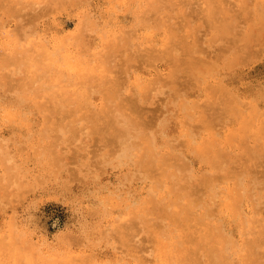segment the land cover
I'll return each instance as SVG.
<instances>
[{"label":"rangeland","instance_id":"1","mask_svg":"<svg viewBox=\"0 0 264 264\" xmlns=\"http://www.w3.org/2000/svg\"><path fill=\"white\" fill-rule=\"evenodd\" d=\"M19 1L17 8L21 10L8 12L4 6L6 0H0V177L10 169L15 179L13 188L0 185V264H110L119 260H124L125 264H165L158 259L159 245L155 238L158 221L147 224L142 222L141 217L133 220L132 216L122 213L127 208L124 206L136 198L135 194L146 195L151 183L149 178L141 176L138 168H142L135 164L134 153L138 146L134 144L132 148L129 144L130 150L125 153L124 159L120 156L109 158L112 151L108 145L104 147L97 143L99 135L95 134L90 139L83 130L72 142H64L60 146V165L51 166L45 159L47 155L41 154L49 140L48 125L63 114L54 110L50 113L53 117L43 119L35 102L47 109L56 102L61 104L63 99L68 98L61 94L63 87L69 84L68 88L72 91L79 79H71L75 84L73 86L66 78L67 72L51 78L42 70L36 84L29 86L31 89L28 91L22 90L25 83L21 69L25 59L23 44L32 50L27 54L29 60L36 59L39 63L36 46L43 44L50 50L63 46L64 52L93 56L95 63L101 65L104 61L95 58V47L98 51L103 49L111 35L126 32L130 35L132 47L137 46L141 53L154 47L163 49L162 45L155 46L163 33L158 22L168 19L167 25L173 27L184 40L181 43L193 50L190 52L193 53L192 59L198 57L204 62H211L213 57L215 68H209L212 74L208 79L212 89L223 85L219 93L212 95L216 102L213 111L220 122L210 128L199 124L200 133L192 137L193 141L206 134L215 135L222 137L218 138L217 147L224 153L225 150L239 153L240 147L224 142L226 134L234 130L235 134H239L241 147L259 151L260 144L264 145V0H151L161 1L160 12L154 3L145 6L150 0H76L74 4H53L50 8L46 7L45 0ZM211 1L226 10L211 13L213 22L207 24L204 12ZM188 4L196 6V9L191 8L199 12L180 13ZM35 7L42 13L26 16ZM22 17L25 18L22 20ZM223 26L227 31L222 34L219 31ZM19 45L21 47H17ZM245 45L250 46L247 48L249 54L241 49ZM170 46L169 41L167 47ZM128 48L124 52L127 53L125 50ZM112 55H108L112 67L101 72V77L97 75V70L88 73L87 77H92L88 87L102 79L104 90L90 95L88 103L92 107L101 105L103 100L99 96L94 98L95 95L112 100L111 105L116 110L109 118L116 126L108 132L123 131L120 121L131 120L128 124L132 129L143 131L141 136H145L147 129L138 128L142 123L140 119L145 117L154 125L157 134L154 147L159 152L186 154L190 168L173 169L181 172L182 189L179 190L182 193H192L190 187L195 185L193 195L201 198L197 205L199 214L209 200V191L200 183L203 178L196 176L207 172L208 163L200 153L191 152L194 144H189L191 139L183 132L186 125L193 123V118H187L195 112L188 107L191 106L189 101L196 98L201 104L207 88L200 84L187 87L185 70L178 73V77L171 79L167 76L170 70V58L167 56L134 72L132 60L125 62L122 53ZM73 59L70 57V64L74 66L71 70L77 67ZM231 60L239 61L230 65ZM18 67L20 71L15 72ZM12 71L16 77L3 78ZM117 77L119 88L111 93L106 79ZM139 77L145 83L136 81ZM39 85L45 89L36 91L34 88ZM143 97L147 99L143 101ZM134 100L138 101L137 106L144 108L141 115L134 111ZM224 101H229L230 106L238 109L242 106L243 111L239 109V114L234 115L236 120H228L232 116L228 118L223 111ZM89 104L84 105L89 109ZM253 108L258 117L236 133L240 116L249 114ZM123 124L130 128L127 123ZM162 126H166L164 135L160 134ZM122 136L128 138L124 133ZM179 136L183 140L180 147L169 143ZM143 142L146 143V138ZM113 145L116 148L117 142ZM260 157L264 161V152L252 158L259 164V175L264 178V163L260 164ZM222 176L225 174L215 172L213 182L215 186L219 185L217 192L225 186ZM229 177L233 181L232 173ZM175 192L177 194L178 191L175 189ZM253 202H245L242 209L245 213H256L258 224L263 226L264 197ZM218 206L220 204L217 203L215 208ZM220 222L229 230L233 244L239 248L247 236L236 229V224L226 212L221 215ZM126 225L124 230L120 228ZM148 225L150 227L146 228ZM122 234H126L127 238L119 244L118 238ZM260 250L264 253V244ZM259 259L264 264V254ZM230 260L236 262L237 254H233Z\"/></svg>","mask_w":264,"mask_h":264},{"label":"bare ground","instance_id":"2","mask_svg":"<svg viewBox=\"0 0 264 264\" xmlns=\"http://www.w3.org/2000/svg\"><path fill=\"white\" fill-rule=\"evenodd\" d=\"M45 1L47 2L45 4L46 7L50 8L53 4L58 6L68 5L69 3L74 4L76 0ZM211 2L207 4V11L204 12L205 16H207V24L213 22L211 13H220L226 10V8H223L216 2H213L214 7H212ZM153 3L156 10L160 12V10H162L161 8L159 9L161 6L159 3H161V1L151 2L150 0L145 6H152ZM19 5V0H6V4H4L8 12L20 11L21 8H17ZM191 7L194 9L197 8L196 6L188 4L184 10L180 11V13L187 15V12L190 14L199 12L193 10ZM257 10L259 11L260 8L257 7ZM40 13H42V10L35 7L26 16H36ZM256 14L257 13H255V15ZM24 18L22 17V20ZM168 22V19L158 22V27L163 30V33L160 41L155 43V46L158 47L162 45L163 49L154 47L153 49L146 51V53H141V50L137 46L132 47L129 38L130 35L126 32L124 34L111 35L106 40L103 49L98 51V48L95 47V50L97 51L95 53V58L99 61H104L101 65L95 63L96 60L93 56L87 57L80 52L70 54L63 51V46H58L56 50H50L47 45L38 44L39 46H36L38 51L36 52L41 66L36 59L29 60L27 54L32 50L30 51L27 44H23L25 59L22 61L23 68L21 69L24 74L25 83L21 87L22 90H30L31 88L28 87L34 86L38 79L41 78L40 73L42 70H45L51 78L67 72L66 78L72 85L74 82L72 83L71 79H79L77 87L72 91L68 88L69 84H66L63 87L64 91L61 92V94H64L68 98L63 99L61 104L54 102L55 105L51 104L50 108L47 109L45 106L43 107L42 104L35 102L43 119H46L49 116L51 117L52 115H50V113L54 110H57L56 113L60 112L63 114V117L60 115L59 119L48 125L49 140L41 154L47 155L45 159L48 160L51 166L60 165L62 157L60 146L64 142H72L75 138L81 135L83 130H86L85 133L90 139L93 138L95 134L99 135L97 143H101L104 147L108 145L110 151H112L109 158L120 156L122 157L121 159H124L126 157L125 153H128V150H130L129 144H132V148L135 144L139 147L135 148V164L142 168H138V171L142 174L141 176L149 178L151 183L149 189L146 191V195L141 197L140 195L135 194L134 197L136 198H132L131 203L124 206L127 208H125L122 213L125 216L130 215L133 218L137 216V218L141 217L142 222L147 224L153 222V220L158 221L159 228L155 231V238L159 245L158 259L161 263L261 264L259 258L264 254L260 250L264 244V225L260 226L258 224L259 218L256 213H245L242 209V205L247 201L254 204L253 201L264 197V178L259 175V164H257L252 158L258 156L259 152H264V145L260 144L259 151H254L251 148H243L240 146V141L237 136L239 134H235L234 130L226 134L224 142L228 145L230 144L240 147L239 153H232L228 150H225L226 152L224 153L222 149L217 147V143L220 141L218 138L222 137H217L215 135L206 134L204 137L193 141L192 137L194 138L200 133V125L206 124L205 126L210 128L220 122L217 118V114L213 111L216 103L214 102L213 96L223 89V85L220 84L212 89V86L208 83V79L211 78L212 74L210 73L209 68L212 70L215 68L213 57L211 62H204L198 57L192 59L193 53L190 52L193 50L190 46L186 47L185 43H181L184 40L173 27L167 25ZM226 31V28L223 26L219 32L223 34ZM102 33L104 32L102 31ZM246 35L248 36V34ZM169 41L171 46L167 47ZM127 46H129V48L125 50L128 51L126 53L124 52V49ZM17 47L21 46L19 45ZM249 47H246L245 45L241 47V49L244 53L249 54L250 51L247 49ZM114 53H122V58L125 59V62H130L132 60L133 71L145 69L147 64L155 63V60L158 58L167 56L170 58V70L167 76L172 79L178 77L179 75H176L185 70L187 87L189 85L193 86L200 84L202 87L207 88L204 92L201 104H199V101H196V98H194L192 102L189 101L191 106L188 107L195 112L193 116L187 115V118H193V123L191 125H186V131L184 130L183 132L184 135L188 134L191 139L189 144H194V149H191V152L200 153L201 157H203L208 163L207 172L204 174L200 173L196 176L198 178H203L200 183L207 188V191H209V200L203 205L199 214L197 213V205L198 202L201 201V198L197 195H193L196 192L194 189L195 185L193 184L190 187V190L192 191L190 194L185 192L182 193L179 190L182 189L180 186L182 177L181 172L176 170L179 168H190V163L185 158L186 154L183 156L181 154L167 153L169 155V157H167L168 155L166 153L159 152L157 148L154 147L157 142V134L154 130V125L151 124L150 119H146L145 117V119L141 117L143 118L142 120L140 119L142 123H140V127L138 126L140 129H147L145 136H141L143 131L132 129L130 124H128L131 123V120L120 121L123 131L110 130L108 132V129H112L116 126L114 121L109 118V116L113 114L112 112L116 110L111 105L112 100L107 98V96L103 98L101 95H95L94 98L99 96V98L103 100L101 105H95V107H92L91 103H88L90 95L104 91L101 84L102 79L94 86L88 87V83L90 84L92 79V77H87L88 73L92 74L91 70H97V75L101 77V72H104L105 70L107 71L109 67H112V64L108 61V55L113 56L112 54ZM57 54L58 57H56ZM68 54H70V56ZM70 57L74 58L73 61H76L77 67H75V69L73 68V70H71V67L74 66L70 64ZM46 61L48 62L46 63ZM238 61L239 60H231L230 65ZM19 71L20 68L18 67L15 72ZM10 73V75L3 76V78L8 79L9 77H16L14 71ZM106 80L107 83L110 84V92L115 93L119 88V77H117V79L113 78L112 80ZM136 81L145 83L140 77L136 78ZM73 86H75V84ZM137 86L140 87L141 85L137 84ZM34 89H37L36 91H42L45 88L42 85H39ZM142 91L143 89L139 92L141 93ZM212 91L214 93L211 94L210 92ZM108 93L109 92H107V94ZM146 99L147 97H143V101ZM137 100H140V98ZM134 102L136 104L133 105L136 107L134 108V111L141 115L144 108L140 105L137 106L138 101L134 100ZM85 103L90 105L89 109L87 105H84ZM254 107L256 108V105H254ZM239 109L240 111H243L242 106ZM239 109L232 105L230 106L229 101H224L223 111L228 118L232 116V118H229L228 120H236L237 117L234 115L239 114ZM207 110L208 112L210 111L212 115H208ZM86 111L90 112L86 113ZM55 114L54 116L57 115ZM254 117H258V112H256L254 108L249 114H242L239 118L240 122L237 125L236 133H239V131L249 125L248 122L252 121ZM122 122L127 123L130 128L125 126ZM165 132L166 126H162L160 134L164 135ZM123 133L128 137L127 139L123 138ZM145 138L146 143L143 142V139ZM260 138L261 136L259 139ZM113 142H117L116 148L113 145ZM144 143L145 145L143 147ZM169 143L174 144L176 147H180L183 144V140L181 139V136H179ZM184 146L186 145L184 144ZM103 157L105 158V156ZM99 158L101 157H97V159ZM263 163L264 161L260 157V164ZM215 172L218 174H225V176H222L223 179H225V186H222L224 188L220 192L216 191L219 185L215 186V183L213 182ZM231 173L233 181L229 177ZM0 185L1 187L6 186L9 188H13V185H15V179L13 178V175H11L10 169H7L5 175L0 177ZM175 189L178 191L177 194ZM217 203L220 204V206L215 208ZM224 212H226L231 221L236 224V229L247 236L243 241L244 243H242L239 248L233 244L229 230H227L220 222L221 215ZM137 218L133 220H136ZM128 225L121 226L120 228L124 230ZM149 227L150 225L146 226V228ZM124 235L126 234H122L119 238L117 236L120 241L119 244H122L124 242L123 239L127 238ZM233 254H237L238 260L236 262L230 260ZM123 262L125 261L119 260L111 262L110 264H125Z\"/></svg>","mask_w":264,"mask_h":264}]
</instances>
